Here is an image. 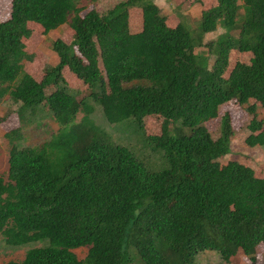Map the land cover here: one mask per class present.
<instances>
[{"label":"trees","instance_id":"1","mask_svg":"<svg viewBox=\"0 0 264 264\" xmlns=\"http://www.w3.org/2000/svg\"><path fill=\"white\" fill-rule=\"evenodd\" d=\"M80 2L12 0L10 18L0 23V101L20 104L22 125L49 117L59 127L34 147L21 145L20 127L5 134L0 237L10 249H28L21 262L5 264H195L207 251L223 264H264V178L257 175L264 166L222 162L234 136L229 114L217 139L205 127L233 102L252 116L244 143L264 150L257 113L264 109V0H215L195 31L185 22L171 26L152 0H126L104 15L83 13ZM133 11L141 13L136 34ZM29 24L44 35L64 25L73 32L69 45L53 37L58 64L40 81L23 67L32 59L23 43ZM219 28L225 33L204 44ZM234 54L250 59L229 71ZM65 69L87 87L86 98L69 88ZM90 101L108 124L131 121L143 132L147 119L160 120V135L144 136L162 169L149 171L89 124ZM61 152L71 160L57 173L51 157ZM80 248L88 249L83 260L73 252Z\"/></svg>","mask_w":264,"mask_h":264},{"label":"rangeland","instance_id":"2","mask_svg":"<svg viewBox=\"0 0 264 264\" xmlns=\"http://www.w3.org/2000/svg\"><path fill=\"white\" fill-rule=\"evenodd\" d=\"M126 0H81L79 7L82 8L83 13L94 9L100 15L106 14L113 9L116 5ZM160 9L161 14L168 18V22L171 26H176L179 22H185L189 29L195 31L201 18L203 11L209 9L215 0H152ZM12 0H0V23L7 21L11 14ZM82 13V15H83ZM141 13L139 11H133L130 18V31L133 34L138 33L141 30ZM28 28L32 31L31 37L25 40L26 53L32 56L31 61H25L23 63L24 71L31 75L35 80L40 81L44 75L45 68L49 66H56L58 64V58L53 53L51 46L53 37L60 38L66 44L72 42L73 32L68 26H62L55 30L53 33L44 35L43 30L34 24H29ZM225 33L224 28H219L213 33L205 35L203 43L207 44L211 41H215L218 36ZM233 37H237L238 30L231 33ZM195 53L199 56H206V52L203 48H196ZM232 65L229 66V71L234 66L237 60H241L244 63H248L249 55H236L232 57ZM228 71V72H229ZM64 77L67 81L69 88L76 94L78 99L86 98L89 95L87 87L83 85L75 76H73L68 70H64ZM89 104L94 109V116L90 118L89 124H93L102 128L110 141L116 145H121L132 151L136 158L143 162L146 168L151 172H156L162 169L163 166H158V156L150 154V142H145L146 137L160 135L162 122L158 119L149 118L146 120L143 128V132L138 130L137 127L131 122H121L117 124H108L103 116L101 107L96 103L90 101ZM20 104H15L9 97H5L0 101V176H6L8 171V159L10 145L5 138V134L18 127L24 134V141L21 143L23 146H41L44 143L49 142L55 137L59 131L58 125L49 117H43L38 119V123H26L22 125L17 117V110ZM97 106V107H96ZM257 113L259 119L264 118V109L258 107ZM224 114H229L233 129V139L231 141V151L222 162H242L243 158L251 159L257 165L264 166V150L260 147L249 148L244 143V140L249 135L247 126L252 120V116L245 110L244 107H239L237 104L230 102L223 105L219 109L218 118L209 121L205 124L208 132L213 139H217L220 136L221 117ZM84 116L83 112L77 115L76 122H79ZM39 118V117H38ZM181 133H186V130L182 127L180 122H177ZM170 129L173 125L169 126ZM264 131V126H263ZM144 133V134H143ZM146 137H145V136ZM71 160L65 152L54 154L51 157V161L54 165V169L57 173L62 172V168L66 163ZM257 175L264 178V171L258 170ZM40 246V245H36ZM28 249H10L7 247L2 238L0 237V264L7 262H21ZM87 248H80L74 250L79 260H83L87 254ZM258 262L261 263L264 259V247H261L258 253ZM239 260H233L231 264H238ZM195 264H223L220 256L213 251H207L199 254L196 257Z\"/></svg>","mask_w":264,"mask_h":264}]
</instances>
